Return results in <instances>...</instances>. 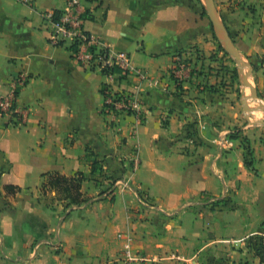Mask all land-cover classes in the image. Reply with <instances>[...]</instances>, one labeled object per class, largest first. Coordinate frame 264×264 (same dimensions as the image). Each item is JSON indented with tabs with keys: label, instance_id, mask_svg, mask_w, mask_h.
Masks as SVG:
<instances>
[{
	"label": "crops",
	"instance_id": "0c3cea01",
	"mask_svg": "<svg viewBox=\"0 0 264 264\" xmlns=\"http://www.w3.org/2000/svg\"><path fill=\"white\" fill-rule=\"evenodd\" d=\"M66 2L0 0V95L14 76L29 77L18 96L25 125L0 117V264H128V241L153 259L180 257L142 264H263L264 0H214L252 70L251 113L207 0L84 3L87 32L160 81L143 97L141 126L135 116L110 123L101 114L102 75L49 44L43 14ZM179 55L189 72L183 82L170 72ZM95 162L101 174L92 173ZM49 173H83L90 201L67 207L56 191L43 193ZM141 192L147 209L136 203Z\"/></svg>",
	"mask_w": 264,
	"mask_h": 264
},
{
	"label": "built area",
	"instance_id": "2783aa9c",
	"mask_svg": "<svg viewBox=\"0 0 264 264\" xmlns=\"http://www.w3.org/2000/svg\"><path fill=\"white\" fill-rule=\"evenodd\" d=\"M86 1L67 0L63 10H49L43 14L44 23L48 27L49 44L53 47H66L78 65L102 75L101 114L110 118V123H118L124 116H135L136 125L141 126L145 120L143 97L148 88L158 87L160 81L136 67L128 52L105 45L87 32L85 22L88 14L84 9ZM187 70L185 59L179 55L170 72L177 82H183L189 77ZM28 81V75L20 73L10 80V91L0 95V117L11 119L12 124L17 127L24 126L28 118V113L18 105V96ZM131 160L132 170L136 171L140 162L137 157ZM137 201L143 209L151 206L149 198L143 192L138 194ZM124 237V234L118 235L119 239ZM123 253L128 264L180 260L176 254L160 259L141 255L134 251L130 241L124 245Z\"/></svg>",
	"mask_w": 264,
	"mask_h": 264
},
{
	"label": "trees",
	"instance_id": "16d2710c",
	"mask_svg": "<svg viewBox=\"0 0 264 264\" xmlns=\"http://www.w3.org/2000/svg\"><path fill=\"white\" fill-rule=\"evenodd\" d=\"M203 11L205 13L204 8ZM191 135L192 134H189L188 136H186V138H193ZM245 149V164L248 168H253V152L248 145H246ZM92 173H102L99 162L94 163ZM43 177L44 182L41 185V191L43 193H45L47 189L56 191V193L60 196L59 200L67 203V207L82 206L83 204L90 201L81 192L82 184L85 180V176L83 173H78L72 177H67L58 173H49L45 174ZM6 190L11 193L16 192L13 186H7ZM257 249L258 255L261 258V262L264 264V237H261L259 240H257Z\"/></svg>",
	"mask_w": 264,
	"mask_h": 264
},
{
	"label": "water",
	"instance_id": "95a60500",
	"mask_svg": "<svg viewBox=\"0 0 264 264\" xmlns=\"http://www.w3.org/2000/svg\"><path fill=\"white\" fill-rule=\"evenodd\" d=\"M207 10H208L209 15H210V17L212 19V22H213V25H214V28H215L216 32L223 39V42L225 43L229 54L238 63L240 79L243 76L242 77V81H243L245 87H248L251 90L252 96H250V98L257 100L258 99L257 91H256L255 87L250 82V78L252 76L251 67L248 64H246V62L243 60V58L238 54V52L236 51V49L234 47L232 39L230 38V36H229L228 32L226 31L225 27L221 24V22L219 20L218 12H217L216 7H215L214 0H207ZM245 67H250V72L248 74H243ZM247 101H248V97H246L243 100L244 108H245L246 113H251L252 109L248 106ZM262 108H264V107H262Z\"/></svg>",
	"mask_w": 264,
	"mask_h": 264
},
{
	"label": "rangeland",
	"instance_id": "374dc122",
	"mask_svg": "<svg viewBox=\"0 0 264 264\" xmlns=\"http://www.w3.org/2000/svg\"><path fill=\"white\" fill-rule=\"evenodd\" d=\"M229 61H230V65H231V67L232 68H234V66L235 67H237L238 66V63H237V61L233 58V59H231V57L228 59ZM245 61V60H244ZM246 62V64H248V62L247 61H245ZM238 68V67H237ZM250 72V69L249 68H244V72H243V74H248ZM243 77V76H242ZM242 77H241V79H240V82H241V86H242V89H244L245 88V96H247V97H249L250 98V96H252V94H251V90L248 88V87H245V85H244V83H243V81H242ZM252 77V76H251ZM250 82L252 83V85L253 86H255V83H254V80L252 79V78H250ZM263 106H264V104H263ZM261 106L259 105V106H257V108H260ZM258 116H260V120L261 121H264V109H262V114L261 113H259V115ZM136 203H137V205L139 206V203H138V201H137V199H136Z\"/></svg>",
	"mask_w": 264,
	"mask_h": 264
},
{
	"label": "bare ground",
	"instance_id": "6f19581e",
	"mask_svg": "<svg viewBox=\"0 0 264 264\" xmlns=\"http://www.w3.org/2000/svg\"><path fill=\"white\" fill-rule=\"evenodd\" d=\"M250 89V88H249ZM249 98V97H248Z\"/></svg>",
	"mask_w": 264,
	"mask_h": 264
}]
</instances>
